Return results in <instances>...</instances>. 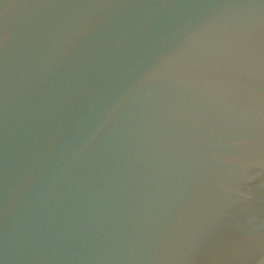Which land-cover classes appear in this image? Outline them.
I'll list each match as a JSON object with an SVG mask.
<instances>
[{
  "label": "water",
  "instance_id": "obj_1",
  "mask_svg": "<svg viewBox=\"0 0 264 264\" xmlns=\"http://www.w3.org/2000/svg\"><path fill=\"white\" fill-rule=\"evenodd\" d=\"M0 264H264V0H0Z\"/></svg>",
  "mask_w": 264,
  "mask_h": 264
}]
</instances>
